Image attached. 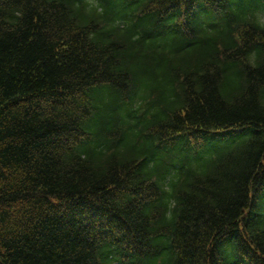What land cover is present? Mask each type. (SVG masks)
<instances>
[{
    "label": "trees",
    "instance_id": "16d2710c",
    "mask_svg": "<svg viewBox=\"0 0 264 264\" xmlns=\"http://www.w3.org/2000/svg\"><path fill=\"white\" fill-rule=\"evenodd\" d=\"M0 0V264H264V0Z\"/></svg>",
    "mask_w": 264,
    "mask_h": 264
}]
</instances>
